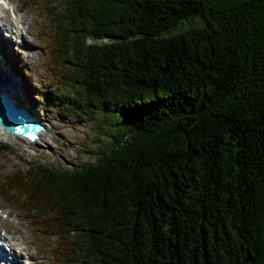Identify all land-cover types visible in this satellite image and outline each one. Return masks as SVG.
Instances as JSON below:
<instances>
[{"label": "trees", "instance_id": "16d2710c", "mask_svg": "<svg viewBox=\"0 0 264 264\" xmlns=\"http://www.w3.org/2000/svg\"><path fill=\"white\" fill-rule=\"evenodd\" d=\"M35 2L59 6L38 101L109 137L4 179L57 264H264V0Z\"/></svg>", "mask_w": 264, "mask_h": 264}, {"label": "rangeland", "instance_id": "374dc122", "mask_svg": "<svg viewBox=\"0 0 264 264\" xmlns=\"http://www.w3.org/2000/svg\"><path fill=\"white\" fill-rule=\"evenodd\" d=\"M15 1L16 5L22 7L21 11L25 16L26 23H32L33 32L27 35L25 43H34L37 47L32 49L34 57L29 60L26 59L27 56L22 57L21 55V48H25V43L12 45L11 51H9L8 40L4 39L5 45L3 44L2 47L8 52L6 58L0 52V57L7 62L4 61V67H1L5 71L11 72L20 82L19 91L22 95V106L16 101L17 107L29 111L31 116L41 124L43 130L39 132L35 141L11 134L8 139L3 133H0V209L3 211L0 216V231L11 234L26 247L30 255L27 256L28 254L25 252L26 254L21 257V262H8V264H54L56 259L51 250L56 243L55 239L46 238V235L33 232L32 226L25 219L15 197L14 201H7L9 196L4 193L2 185L4 179L12 174L25 173L31 166L45 165L57 170H67L75 166L93 163L98 151L109 141V137L102 123L86 121L76 115L61 117L55 112L46 111L45 103L38 101L37 91L29 90L30 82L34 88L55 85L53 77L58 72V68L52 56L56 50L52 18L54 10L58 13L59 6L52 5L48 9L47 5L43 4L40 8L45 10L43 13L46 16H44L34 0ZM172 32L169 31L162 35L167 37ZM3 41L0 43L2 44ZM0 75L5 78L2 74ZM14 89L12 91L17 96V91ZM4 212H8L12 218L5 220ZM10 227L12 231L8 230ZM3 233L0 232V235H7V233ZM0 264L7 263L1 262Z\"/></svg>", "mask_w": 264, "mask_h": 264}, {"label": "bare ground", "instance_id": "6f19581e", "mask_svg": "<svg viewBox=\"0 0 264 264\" xmlns=\"http://www.w3.org/2000/svg\"><path fill=\"white\" fill-rule=\"evenodd\" d=\"M15 2H16L15 0H5L4 4H0V10L3 13L2 19L6 22V25L8 24L9 26L5 30V32H7L5 36H7L10 39L8 41L10 46L13 42L17 43L16 38H21V42L19 43V45L20 44L23 45L26 42L27 35L33 32L32 23L31 24L29 22L26 23L25 16L21 11L22 7L20 8V6L16 5ZM5 4L7 5V7H5ZM8 38L4 37L5 41ZM35 47H37V45L36 44L34 45V43H29V44L25 43V48H21L22 57L27 56L26 59L32 60L34 57V52L32 51V49L34 50ZM4 61L0 57V74H2L5 77L2 78L0 75V97L4 95H8L16 105L18 103L21 104L22 95H20L21 92L19 91L20 82L18 79H15V76L11 72L5 71L2 68L4 67L3 65L6 62ZM13 89L17 91V96L15 95V92L12 91ZM27 112L31 116L30 112L29 111ZM0 133H3L8 139H10L9 134L11 133L4 131L2 128H0ZM38 134L39 133H37V135ZM14 136L21 137L19 135H14ZM6 213L8 217L12 218L8 212ZM24 252H27L28 256H30L26 247L20 244L18 240H16L11 234L7 233V235H0V260H5L11 257L12 260L17 262L19 258L24 254Z\"/></svg>", "mask_w": 264, "mask_h": 264}, {"label": "water", "instance_id": "95a60500", "mask_svg": "<svg viewBox=\"0 0 264 264\" xmlns=\"http://www.w3.org/2000/svg\"><path fill=\"white\" fill-rule=\"evenodd\" d=\"M37 122L25 108H18L8 95L0 97V128L13 135H36Z\"/></svg>", "mask_w": 264, "mask_h": 264}, {"label": "clouds", "instance_id": "9594fccd", "mask_svg": "<svg viewBox=\"0 0 264 264\" xmlns=\"http://www.w3.org/2000/svg\"><path fill=\"white\" fill-rule=\"evenodd\" d=\"M5 0H0V4H4ZM5 7H7V5L5 4Z\"/></svg>", "mask_w": 264, "mask_h": 264}]
</instances>
